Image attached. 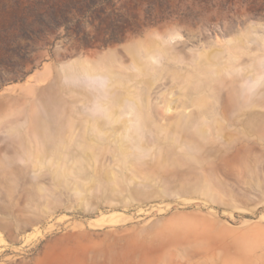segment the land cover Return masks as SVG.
Returning <instances> with one entry per match:
<instances>
[{
    "label": "rangeland",
    "instance_id": "rangeland-1",
    "mask_svg": "<svg viewBox=\"0 0 264 264\" xmlns=\"http://www.w3.org/2000/svg\"><path fill=\"white\" fill-rule=\"evenodd\" d=\"M0 264H264V0H0Z\"/></svg>",
    "mask_w": 264,
    "mask_h": 264
}]
</instances>
